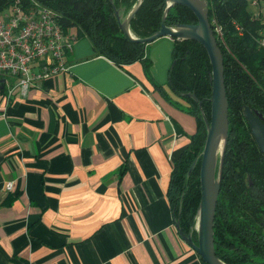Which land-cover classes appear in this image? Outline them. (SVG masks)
<instances>
[{
  "label": "crops",
  "instance_id": "obj_1",
  "mask_svg": "<svg viewBox=\"0 0 264 264\" xmlns=\"http://www.w3.org/2000/svg\"><path fill=\"white\" fill-rule=\"evenodd\" d=\"M173 43L148 44L146 70L77 36L64 72L0 88V264H205L167 197L197 129L167 85Z\"/></svg>",
  "mask_w": 264,
  "mask_h": 264
},
{
  "label": "trees",
  "instance_id": "obj_2",
  "mask_svg": "<svg viewBox=\"0 0 264 264\" xmlns=\"http://www.w3.org/2000/svg\"><path fill=\"white\" fill-rule=\"evenodd\" d=\"M16 0H0V10ZM24 1V0H20ZM55 10L64 28L89 38L94 51L118 65L136 61L149 68L147 44L128 41L119 27L114 8L127 12L136 0H36ZM253 0H207L208 17L222 51L228 100L229 135L223 160L220 191L214 217V248L227 264H264V153L257 147L243 117L244 107L264 115V48L257 42L263 29L249 9ZM165 0H143L130 22L136 37L159 28ZM183 5L173 6L165 23H195ZM221 28L218 36L214 27ZM211 65L204 47L195 40L174 39L167 85L188 103L197 129L178 155L170 174L167 197L174 222L189 233L200 199L199 163L205 140L200 109L210 114ZM163 92L162 87H157ZM193 93L198 102L183 96ZM190 174L188 171L197 158ZM195 236V234L193 235Z\"/></svg>",
  "mask_w": 264,
  "mask_h": 264
},
{
  "label": "water",
  "instance_id": "obj_3",
  "mask_svg": "<svg viewBox=\"0 0 264 264\" xmlns=\"http://www.w3.org/2000/svg\"><path fill=\"white\" fill-rule=\"evenodd\" d=\"M142 2L143 0H136L127 12L124 8H114L121 32L128 41L149 44L160 37L195 40L204 47L211 65L209 118L200 109L205 124V140L199 156L200 199L189 233L185 234L182 231L178 220L175 221V226L181 239L205 264H227L215 252L214 217L229 135L228 100L224 84L223 55L209 21L208 2L207 0H165L159 28L150 35L136 37L130 30V22ZM175 5L187 7L195 15L196 22L167 25L165 23L167 13ZM183 96L193 99L198 102L199 107L201 106V102L193 93H183ZM242 114L257 147L264 153V115L249 107H244ZM199 157L193 161L188 174L193 170Z\"/></svg>",
  "mask_w": 264,
  "mask_h": 264
},
{
  "label": "built area",
  "instance_id": "obj_4",
  "mask_svg": "<svg viewBox=\"0 0 264 264\" xmlns=\"http://www.w3.org/2000/svg\"><path fill=\"white\" fill-rule=\"evenodd\" d=\"M252 5L258 9L253 18L264 25V0H253ZM59 17L36 0H16L0 10V88L7 86L9 99L25 95L35 82L68 69L64 56L78 35L64 28ZM214 30L221 36L220 27ZM257 42L264 48V26ZM12 187V182L6 184L7 189Z\"/></svg>",
  "mask_w": 264,
  "mask_h": 264
},
{
  "label": "rangeland",
  "instance_id": "obj_5",
  "mask_svg": "<svg viewBox=\"0 0 264 264\" xmlns=\"http://www.w3.org/2000/svg\"><path fill=\"white\" fill-rule=\"evenodd\" d=\"M249 9L252 11V13H256L258 11V9L254 5H251V4H249ZM70 30L74 31L75 29L74 28H70Z\"/></svg>",
  "mask_w": 264,
  "mask_h": 264
}]
</instances>
